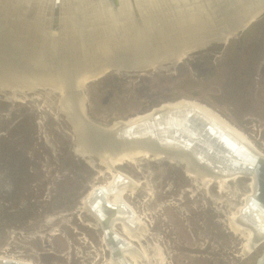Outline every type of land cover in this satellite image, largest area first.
<instances>
[{
    "label": "rangeland",
    "instance_id": "374dc122",
    "mask_svg": "<svg viewBox=\"0 0 264 264\" xmlns=\"http://www.w3.org/2000/svg\"><path fill=\"white\" fill-rule=\"evenodd\" d=\"M193 53L177 64H164L165 69L110 72L102 79L78 82V89L72 83L31 91L0 87L2 259L116 264L99 223L80 207L83 197L107 184L111 175H99L105 166L95 155L93 168L74 153L79 134L69 111L111 125L168 102L190 100L211 109L264 152V15L229 45L215 43ZM66 89L72 91L70 99ZM138 164L117 165L115 171L140 182L136 194L123 198L146 225L141 245L153 256L151 264L158 263L156 247L163 264H256L264 243L243 257V239L226 224L244 202L248 178L221 191L217 184L206 188L194 182L183 166L166 160L140 159ZM116 230L121 233L122 228L117 225ZM142 257L140 264H150Z\"/></svg>",
    "mask_w": 264,
    "mask_h": 264
},
{
    "label": "bare ground",
    "instance_id": "6f19581e",
    "mask_svg": "<svg viewBox=\"0 0 264 264\" xmlns=\"http://www.w3.org/2000/svg\"><path fill=\"white\" fill-rule=\"evenodd\" d=\"M156 1L158 2L159 0ZM162 1L164 4L158 2L157 5H153L151 2L149 3L148 10L157 11V9L160 8L161 11L157 15L152 14L151 18L148 19L150 21L148 24H151L152 27L148 28L147 30H145L144 27V10L128 13L125 11H120V13L117 15V19L111 16L93 28H87V26L71 28L72 22L67 20L69 22V26L64 25L65 28L62 31L61 37L59 36L57 39H54L55 37H52V39H46V34L53 31V29H49V31L47 29L44 30V34L42 36V38L46 40L42 39L39 42L38 40L40 37V32H38V34H36L37 39L27 44L25 49H18L17 45L18 41L23 40V38L30 39L31 35L30 32H27L28 29H24L22 27L19 28V30L25 31L27 34L19 33L18 29H14V31H12L7 25L5 26L0 19V87L10 88L11 86L13 89H29L30 91L35 88H45L49 86L56 88L55 86L58 80H60V82L66 83L68 80L76 76L77 73L82 72L83 65L89 64V67L91 68L84 71L85 73L79 75L80 84H84L87 82V80H95L107 72L121 71L123 68H127L129 65H132L134 61L135 63L132 67L136 69L138 67L141 68L142 66H138V64L145 63L148 60V58H145L147 53L142 52L141 50H145L149 47L154 49L150 67L152 69L164 68L163 65L168 62L177 64L193 52L203 50L211 44H225L226 41H230L231 39L235 38L236 33L233 32L234 29L232 26H235V22L244 16L241 11H258L257 13L254 12L252 14V19H257L255 16H259V13H261L260 10H262L264 7V0H230L227 2L229 4L225 6L222 5L225 0H206L207 3L205 2V4L201 3L203 0ZM74 16V14L68 12L66 19H73L75 18ZM77 16H79L80 24H82L85 14L79 13ZM92 18L94 19V17ZM4 20H7V18ZM123 21L124 23L122 24V29H119L114 25L115 23L121 24ZM28 23L29 21L26 23V25ZM76 24L77 23L75 22L74 26ZM92 24L94 25L95 23L90 22V25ZM133 33H135L134 36L132 35ZM52 34L53 32L51 33V36ZM138 35L142 36V38L137 40L133 39V37ZM131 51H133V55L125 54V52L130 53ZM74 55L75 58L78 57V61L72 62L66 60L72 58ZM63 56L65 58H63ZM129 60L132 62L128 63ZM63 88L65 89L64 86ZM63 88L58 90L62 91ZM13 92L14 91H12V93ZM62 100H64V98ZM184 100L185 99H181L178 101H181L180 103H184L186 101ZM65 101L66 100H64V102ZM175 102H168L166 106ZM63 110L64 108H62V111ZM145 114H141V116H144L143 118L136 116L134 118H129L127 123L129 124L133 122L131 124H135L134 121L136 120V122H138L140 119L146 120L149 115L145 116ZM211 114L231 132L235 139L245 144L251 152L264 157V152L260 151L253 144V142L244 133H242V131L233 125L231 126V124H228L229 122L226 123L227 121L219 115L218 117L217 114L213 112H211ZM69 116L74 121L73 124H75L78 118H76L73 112L70 113V111ZM115 123L116 124L113 126L114 129H117L122 125H127L124 124L125 122L123 121H117ZM74 128L77 132H79L78 130L82 128V125L78 123L77 125H74ZM115 141H119V139ZM120 142L121 141L117 142L116 145H118ZM160 142L167 144V141ZM79 146L80 145L78 144L76 151L83 157L84 152ZM119 148H117L115 152L120 151L121 149ZM148 148L149 147L137 148L131 150L129 153L122 152L114 155L113 157H100L99 162L101 163V166H105V171H98L99 175L109 174L111 175V179L105 185H98L94 187L85 197H83L80 207L81 211L83 210L89 215H91L90 212L93 213V211H97V213L94 212V218L97 219V217H99V220L97 219L96 221L99 223L101 228L103 224L113 228H116V226L119 225L120 228H122L121 235L126 239L130 246L131 244L134 245L132 241L139 243L141 249H137L138 252L143 251L144 257L146 256L147 261L150 263L151 257L153 256L149 257L147 252L148 250L141 245V241L146 240L145 238L148 233L146 225L143 224L140 216L136 217L131 206L123 198L126 193L130 196L136 194L137 189L140 188L139 186H141L140 182L128 177L120 171H115L111 168L112 165L115 164L116 166H120L124 163L138 164L140 159H151L158 161V159L161 158V154H157V157H154L155 154H153L152 158V155H150L149 151L147 150ZM177 151L178 150H174V152ZM176 158L177 157L175 156L174 158L170 159L177 160L172 161V163L183 166L185 169V175L194 180V182L201 183L206 188L213 184H217L219 186L218 189L223 191L230 182H235L240 178H248L250 180L248 183V188L246 189V193L243 197L244 202H242L238 209H236L235 212H232L231 215L226 219L227 228L234 235H237L243 239L241 255L243 257H248L257 248V246L263 242L261 240L262 236H258L251 229L240 225L241 220L243 224H246L248 221L243 212L245 209V203L249 202L252 196H254L256 193V182H254V177L243 174L216 175L210 172L206 174L203 170L196 171L191 169L185 164V162ZM97 188L103 189L104 191L102 193V197L99 198H102L108 204L112 203L114 206L118 207L119 204L123 203L126 207H129V210H131L135 216L132 218L128 215L113 212L111 211L112 208L107 205L104 207L97 205L99 208L93 210L94 205L89 206V200L92 191ZM150 193L152 192L149 191V194ZM98 213H100V215ZM103 242L106 244L105 239ZM155 249L156 253L153 252V254H156V259H158L157 264H163L165 259L162 256L161 249L159 247H156ZM112 251L117 254V250H111V253ZM121 251L125 257L131 259L134 264H140L139 260L143 258L138 257L134 252H132L133 250L131 247L124 248ZM2 258L4 257L0 256V262L4 260ZM113 262L114 261L112 260V263ZM105 264H111V261Z\"/></svg>",
    "mask_w": 264,
    "mask_h": 264
},
{
    "label": "water",
    "instance_id": "95a60500",
    "mask_svg": "<svg viewBox=\"0 0 264 264\" xmlns=\"http://www.w3.org/2000/svg\"><path fill=\"white\" fill-rule=\"evenodd\" d=\"M228 1L230 0H225L222 5L225 6L229 4L227 3ZM150 2L153 5H157L158 2L164 4L162 0H159L158 2L156 0H0V19L2 20V23H4L5 26L7 25L12 31L18 29L21 34H27V32H30V39L23 38V40L18 41V46L21 49H25L27 44L37 39L36 34H38V32H40L39 42L42 39H52V37L57 39L59 36L61 37L62 31L65 28L64 25L69 26L67 20L72 22L71 28H79L80 26L93 28L111 16L117 19V15L120 11L128 13L144 10V27L145 30H147L152 27L151 24H148L150 22L148 19L151 18L152 14L157 15L161 11L160 8H158L157 11L148 10ZM205 2L206 0H203L201 3L205 4ZM260 11V15L255 16L257 19H252V14L254 12L257 13L258 11H241L244 16L235 22V26H232L234 29L233 32L236 33L235 36L252 27L253 24L264 15V7ZM68 12L74 14L75 18L72 17L73 19H66ZM79 13L85 14L82 24H80L79 16H77ZM91 16L94 17V19ZM5 18H7V20H4ZM28 21L29 23L26 25ZM75 22L77 24L74 26ZM90 22H94L95 24L90 25ZM123 23L124 21L121 24L115 23L114 25L119 29H122ZM20 27L28 29L27 32L19 30ZM47 29L48 31L49 29H53V34L51 36L52 32L47 33L46 39H44L42 36L44 30ZM134 34L135 33L132 35L134 36ZM141 38L142 36L139 35L133 37V39L136 40ZM229 43L230 41H226L224 47L229 45ZM151 49L152 48L149 47L145 50H141L142 52L147 53L145 58H148V60L145 63L138 64V66L140 65L145 68L148 65V68H151V59L154 54V49ZM132 52L133 51L130 53L125 52V54L133 55L134 53ZM63 58L65 57L63 56ZM66 60L74 62L78 61V57L75 58L74 55L72 58ZM89 68H91L89 67V64L83 65L82 72L77 73L76 76L68 80L66 83H72L74 84L72 89H78V81L80 83L79 75L85 73L84 71ZM131 69L136 68L129 65V67L123 68L121 71L117 70L118 72H110L120 74L125 71H130ZM137 69H140V67ZM110 72H107L103 76ZM103 76L96 78L95 80L102 79ZM91 81L92 79H89L87 80V83ZM56 83L65 84L60 82V80ZM71 93L72 91L70 89H66L67 99H70L69 96H71ZM80 96L82 98L84 97V94L81 93ZM180 102L181 101H178L168 106H166L167 103H165L159 107H155L145 114V116L149 115L147 119L145 118L146 120L140 119L138 122H136V120L134 121L135 124H131L133 122L128 124L127 122L129 119L120 120L127 125H122L117 129L113 128L116 123L107 125L92 122L91 120L89 121V119L84 118L82 112L79 111L76 116L78 120L74 125H77L78 123L82 125V128L78 130L79 132H76L79 134V144L83 149L84 155L82 154L83 157L79 155L76 149L74 150V153L80 156L90 167L95 168L96 162L93 159L94 155L100 159V157H113L122 152L129 153L131 150L137 148L149 147L147 150L149 151V154L152 155V158L153 154H155L154 157H157V154H161V158L158 159V161L166 160L169 163H172V161L177 160L170 159L176 156V159L185 162V164L191 169L196 171L203 170L206 174L210 172L216 175L243 174L246 176H253L254 182H256V193L252 196L249 202L245 203V209L243 212L248 221L246 224H243L242 220H239L241 223L239 224L245 228L251 229L256 235L262 236L261 240L263 242H261L264 243V157L254 154L245 144L235 139L231 132L225 128L219 120L212 116L211 112L213 111L205 105L194 101L190 102V100H186L184 103ZM136 117L143 118L144 116L139 115ZM71 121L74 122L73 120ZM117 139L121 141L118 144L119 146L116 145L117 142H119L115 141ZM160 141H167V144H163ZM117 148L121 150L115 152ZM174 150L178 151L174 152ZM99 165H101L100 162ZM115 166L116 164L112 165L111 168L115 170ZM183 171L185 172L184 168ZM103 192V189L100 188L92 191L89 206L94 205L93 210L99 208L98 206L104 207L107 205L112 208L111 211L113 212L128 215L132 218L135 216L134 213L129 210V207H126L123 203L119 204L118 207L114 206L112 203L108 204L102 198H99L102 197ZM94 212L97 213V211H93V213L90 212V214L94 216ZM98 214L100 215V213ZM97 219L99 220V217H97ZM103 225V238L105 239L106 247L110 250L112 259L116 264H132L131 260L126 258L121 251L124 248L131 247L133 250L132 252L138 257H142L141 252H138L134 245L131 244L130 246L116 228L109 227L105 224ZM114 249L117 250V254L113 251L111 253V250ZM0 264L28 263L8 258L2 260ZM256 264H264V249L260 257L257 259Z\"/></svg>",
    "mask_w": 264,
    "mask_h": 264
},
{
    "label": "flooded vegetation",
    "instance_id": "af4514ba",
    "mask_svg": "<svg viewBox=\"0 0 264 264\" xmlns=\"http://www.w3.org/2000/svg\"><path fill=\"white\" fill-rule=\"evenodd\" d=\"M11 259V258H10Z\"/></svg>",
    "mask_w": 264,
    "mask_h": 264
}]
</instances>
